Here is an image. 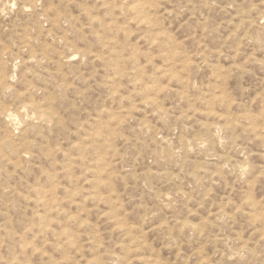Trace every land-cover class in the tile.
<instances>
[{
    "label": "rangeland",
    "instance_id": "374dc122",
    "mask_svg": "<svg viewBox=\"0 0 264 264\" xmlns=\"http://www.w3.org/2000/svg\"><path fill=\"white\" fill-rule=\"evenodd\" d=\"M0 264H264V0H0Z\"/></svg>",
    "mask_w": 264,
    "mask_h": 264
}]
</instances>
